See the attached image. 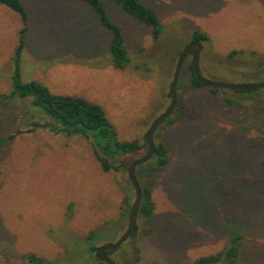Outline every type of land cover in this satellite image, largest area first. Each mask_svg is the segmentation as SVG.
Returning <instances> with one entry per match:
<instances>
[{"label":"rangeland","instance_id":"374dc122","mask_svg":"<svg viewBox=\"0 0 264 264\" xmlns=\"http://www.w3.org/2000/svg\"><path fill=\"white\" fill-rule=\"evenodd\" d=\"M21 1L28 12L22 81L48 86L40 75L52 71L50 76L64 80L62 92L102 106L118 138L137 139L143 147L120 157L119 169L105 172L91 140L40 126L32 130L35 121L51 118L31 98L0 97V264H31L29 253L52 264H98L85 239L105 229L99 246L127 230L130 214L122 213L127 197L131 206L136 197L128 167L146 155L145 134L171 103L181 51L195 30L206 32L210 38L200 53L204 77L264 81V0H140L162 24L156 41L147 24L114 0H103L125 37L131 63L123 69L110 62L109 50H101L105 38L98 39L99 17L91 5ZM40 10L49 16L46 21ZM23 25L17 11L0 3V92L11 91ZM75 42L76 56L51 67L48 56ZM192 60L188 53L172 113L185 115L154 132L155 143L168 147V163L153 174L151 159L136 167L139 182L152 188L154 214L149 220L138 215L136 234L110 254L118 264L192 262L223 250L233 235L241 236L238 255L216 264H264V87H195Z\"/></svg>","mask_w":264,"mask_h":264},{"label":"trees","instance_id":"16d2710c","mask_svg":"<svg viewBox=\"0 0 264 264\" xmlns=\"http://www.w3.org/2000/svg\"><path fill=\"white\" fill-rule=\"evenodd\" d=\"M91 5L98 13L101 23L111 31V41L109 44V54L112 63L117 68H125L131 63L129 51L126 46L122 28L118 23L112 20L107 12L103 0H81ZM125 11L147 24L151 29V35L156 41L162 32V24L156 12L142 3L140 0H114ZM1 4H5L13 10L17 11L23 21V27L20 30L21 36L19 44L15 50V71L12 75V88L10 92H0L1 98H11L18 96L20 98H31V104L39 108L51 119L43 122L35 121L32 130L36 127L48 128L55 133H65L67 135H81L91 140L93 151L96 159L99 161L102 170L105 172L112 169H119L117 162L119 158L125 154L135 153L142 149L143 144L137 140L121 141L116 129L105 110L99 104L90 102L83 96L64 95L53 93L48 86L38 80L22 81L20 72V56L24 47V34L27 30L28 14L21 0H0ZM209 35L206 32L195 30L192 40L208 41ZM234 50L230 55L235 54ZM192 72L191 84L195 87L203 86L194 73L193 60L190 64ZM214 87V86H213ZM185 115L184 111H179L176 116H169L162 123L167 125L173 124L177 119ZM10 135L9 138H14ZM169 150L163 141L155 143L153 155L150 160L151 173L160 170L169 161ZM264 165V161H263ZM141 184V183H140ZM142 198L139 205V216L149 220L154 214L155 201L152 196V188L150 185L141 184ZM127 204L122 215L128 216L131 212V204L129 197L126 199ZM116 221V225L118 224ZM114 225V226H116ZM105 229H97L90 231L85 241L89 242L88 252L98 264H107L99 261L95 257L96 243L106 239L103 233ZM136 231L131 235L134 236ZM240 235H233L230 243L223 250L210 255L201 256L192 262L181 264H216L221 261L232 262L238 255L240 247ZM114 250H108L111 254ZM31 264H52L49 260L41 255L29 253L26 256Z\"/></svg>","mask_w":264,"mask_h":264},{"label":"water","instance_id":"95a60500","mask_svg":"<svg viewBox=\"0 0 264 264\" xmlns=\"http://www.w3.org/2000/svg\"><path fill=\"white\" fill-rule=\"evenodd\" d=\"M192 48H195L194 56H193V69L194 73L199 79L201 83L207 86H216V87H227V88H233L237 90H249V89H257V88H263L264 87V81L261 82H254V83H232L227 81H221V80H213L208 79L204 77L201 71L200 67V53L203 48V43L200 40H192L190 43H188L185 48L181 51V54L178 58V62L176 65L175 74L172 80V83L170 85V96H171V103L169 104L168 108L161 113L158 117H156L153 122L151 123L149 129L147 130L145 134V140L148 145V151L145 156L134 160L128 167V176L135 187L136 191V197L133 202L131 212H130V218H129V226L127 230L119 237V239L115 242H104L101 245L97 246L95 250V257L101 261L105 262L107 264H118L108 253V250H115L119 248L122 243H124L137 229V218H138V212H139V205L142 198V187L138 180V177L136 175V167L139 164L145 163L148 160L151 159L154 151L155 141H154V132L156 128L169 116L172 115L174 108L177 105L178 100V93H177V83L179 80L181 68L184 62V59L186 58L187 54L190 52Z\"/></svg>","mask_w":264,"mask_h":264},{"label":"crops","instance_id":"0c3cea01","mask_svg":"<svg viewBox=\"0 0 264 264\" xmlns=\"http://www.w3.org/2000/svg\"><path fill=\"white\" fill-rule=\"evenodd\" d=\"M92 7V6H91ZM93 8V7H92ZM94 9V8H93ZM27 11V10H26ZM94 11H95V9H94ZM96 12V11H95ZM43 14L44 15V17L42 18V20H45L46 18L45 17H49V16H47L43 11H39V17H40V14ZM97 13V12H96ZM27 14H28V12H27ZM33 14H34V12H33ZM97 15H98V13H97ZM98 17H99V15H98ZM28 20V19H27ZM46 21V20H45ZM99 22H100V25H96V29H99L100 31H96V33H97V35H98V39H99V41H101L102 40V36L105 38V40H104V42H105V45L104 46H102V48H101V50L102 51H104V53L106 54V51L107 50H109L108 49V47H109V44H110V41H111V37H109L108 36V34L107 33H103L104 32V30H102L101 29V27H102V23H101V21H100V18H99ZM104 26V25H103ZM105 27V26H104ZM61 34H59V35H55V38H57V40L58 39H60V38H58L59 36H60ZM102 35V36H101ZM125 38V37H124ZM76 42L72 45V47L71 46H68V45H66V47H65V49L64 50H62V49H59L58 50V52L55 54V55H49L48 57H51L50 58V61H52V64H51V67H54L55 65H54V63L56 62V63H66L65 61H69V60H67V59H64V57H69L68 55H75L76 56ZM69 58H71V57H69ZM62 59H64V61L62 60ZM55 61V62H54ZM110 62L112 63V60H111V57H110ZM66 68V67H65ZM52 73V71H48L47 73H44V74H41L40 75V78L43 80V81H45L46 83H47V85H48V87H50V90L52 91H54L53 93H56V94H64V95H75V96H77L76 95V93L74 92V94H66V92H62V91H64V90H66V89H64V87H63V81L64 80H62L61 78H57V77H54V74L53 75H49V74H51ZM68 76H70L71 77V75L69 74ZM37 78V77H36ZM35 80H37V79H35ZM65 84V83H64ZM84 97V96H83Z\"/></svg>","mask_w":264,"mask_h":264},{"label":"flooded vegetation","instance_id":"af4514ba","mask_svg":"<svg viewBox=\"0 0 264 264\" xmlns=\"http://www.w3.org/2000/svg\"><path fill=\"white\" fill-rule=\"evenodd\" d=\"M195 48H192L189 53H192L194 56ZM109 254V253H108ZM110 255V254H109Z\"/></svg>","mask_w":264,"mask_h":264}]
</instances>
